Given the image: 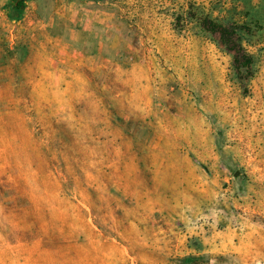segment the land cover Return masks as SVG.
<instances>
[{
  "label": "rangeland",
  "instance_id": "rangeland-1",
  "mask_svg": "<svg viewBox=\"0 0 264 264\" xmlns=\"http://www.w3.org/2000/svg\"><path fill=\"white\" fill-rule=\"evenodd\" d=\"M10 2L0 264H242L225 230L264 229V0Z\"/></svg>",
  "mask_w": 264,
  "mask_h": 264
},
{
  "label": "crops",
  "instance_id": "crops-1",
  "mask_svg": "<svg viewBox=\"0 0 264 264\" xmlns=\"http://www.w3.org/2000/svg\"><path fill=\"white\" fill-rule=\"evenodd\" d=\"M227 251H231L239 263L264 264V229H243L238 232L226 229L225 252Z\"/></svg>",
  "mask_w": 264,
  "mask_h": 264
},
{
  "label": "trees",
  "instance_id": "trees-1",
  "mask_svg": "<svg viewBox=\"0 0 264 264\" xmlns=\"http://www.w3.org/2000/svg\"><path fill=\"white\" fill-rule=\"evenodd\" d=\"M26 1L27 0H11L10 9L8 11V17L11 18V19L19 17L21 12H22V10H23V7H24V4H25ZM95 1H99V0H95ZM218 27L221 28V30H222L221 34L223 35L224 44L228 43V42H225V38H224L225 29H223L221 26H218ZM240 52H241V49L240 50L238 49V50L235 51L236 55L234 57V62L236 63V65L237 66H247V65H249L251 63L250 56L247 55V54H243V53L241 55H239Z\"/></svg>",
  "mask_w": 264,
  "mask_h": 264
}]
</instances>
